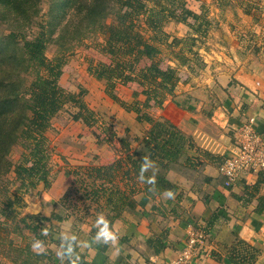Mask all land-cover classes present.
I'll return each mask as SVG.
<instances>
[{
    "label": "rangeland",
    "instance_id": "rangeland-1",
    "mask_svg": "<svg viewBox=\"0 0 264 264\" xmlns=\"http://www.w3.org/2000/svg\"><path fill=\"white\" fill-rule=\"evenodd\" d=\"M183 1L188 8L202 14V20L198 21L202 23V30L194 31L188 23L179 20L169 21L165 29L175 36L194 35L197 37L192 51L199 52V59L194 58L196 54L189 52L188 63L181 67V74L182 79L185 78L198 84L214 76L215 71L207 69L208 64L214 57L220 59V51H224V45L228 46L230 41L229 30L233 31V27H237L239 23L240 26L249 28L250 20L247 19L249 17L245 16L246 19L241 20L242 17L240 18L239 14H250L256 18L259 12H252L255 5L251 4V0ZM178 12H181V8ZM75 13L73 0H38L35 10L30 8L27 11L24 9L8 10L0 5V95L10 90L11 83L19 84L24 88L30 83V79L35 77V71L30 72V68L24 69L23 61L13 59L14 47L17 43L23 44L26 39L35 37L43 28L47 34L46 55L53 59L63 53L66 59L62 67V75L59 77V84L68 91L82 92V98L94 112L91 117L93 121L88 125L82 119H74L79 109L73 103L68 102L51 118L50 125L45 132L49 154L50 184L46 186L41 182L37 188L29 187V191H26L25 187L19 189L26 202V206L21 208V214L42 215L48 217L49 220L36 221L35 225L37 224L38 228L33 231L25 225V222L13 221L12 218L5 219L6 215L3 213L2 220H8L5 222L9 225V229L7 234L4 231L0 235V264H61L56 256L59 246L53 242V236H59L60 233L77 234L87 229L95 236L96 218L100 214L105 216L104 212L98 211L104 198L100 201L96 200L93 194L94 185L90 183V179L80 166L111 164L115 160L126 158L140 147V139L144 137L150 126V123L146 121H139L137 116L149 112L156 118L157 110L160 109L156 106L145 108L137 104L139 111L133 110L134 101H142L146 97L142 93L143 86L137 81L123 83L120 80H104L98 77V73L102 70L100 63H111L109 56L103 54L96 46L98 39L100 41L103 39L98 35L99 33H89L75 43H72L70 37L58 38L63 26L74 19ZM188 20L191 23L196 22L192 17ZM12 33L16 34L15 41L11 36ZM235 36L244 44H248V38L239 36L237 33ZM261 38L264 42V36ZM257 44L256 48L260 46ZM19 56L21 54L18 52L17 57ZM163 57L161 66H159L161 70L170 64L176 65V61L169 53L163 54ZM149 63L150 61L145 59L139 67H145ZM207 74L212 76H207ZM208 87L204 93L211 99L215 93L212 87L209 89ZM184 91V89H178L177 86L174 94L170 96L174 97ZM135 92L138 94L135 95ZM112 94L116 95L117 99L112 97ZM201 94L202 92L198 93V95ZM122 101L128 103L129 109L122 104ZM65 134L76 138L74 143L77 145L75 146L81 149H74L76 151L73 152L71 148L69 152L62 148ZM22 154L23 147L20 144L15 145L9 155L13 163L11 170L2 176L7 184L0 186V201L8 194V190L12 195L20 186V181L16 180L13 169L15 164L21 161ZM176 168L183 169L178 165ZM122 172L121 170L116 181L125 188L129 180ZM222 183L225 187L235 185L228 186L224 177ZM142 184L140 182L139 187ZM141 192L133 193L136 203ZM67 193L69 195L66 196ZM58 215L65 216V218L59 220ZM28 221L32 222L31 219ZM42 229H47L48 236L41 235ZM35 239L44 242L47 249L46 254L36 255L32 252L31 243Z\"/></svg>",
    "mask_w": 264,
    "mask_h": 264
},
{
    "label": "trees",
    "instance_id": "trees-1",
    "mask_svg": "<svg viewBox=\"0 0 264 264\" xmlns=\"http://www.w3.org/2000/svg\"><path fill=\"white\" fill-rule=\"evenodd\" d=\"M37 4L38 0H0V5L16 11H27L30 8L35 10ZM73 4L76 8L74 19L63 26L58 38L70 37L72 43H75L89 33H99L103 39H98L96 46L103 54L109 56L111 63H100L102 70L98 77L104 80H120L123 83L137 81L143 86L142 93L146 97L142 101H134L135 111H139L137 104L145 108L163 107L168 96L174 94L182 81L181 67L188 63V53L196 54L194 58L199 59V52L192 51V46L197 41L196 36L179 37L165 29L169 21L179 20L188 23L194 31L202 30V23L198 22L202 20V14L188 8L183 0H73ZM179 8L181 12H178ZM189 17L194 18L196 22H189ZM46 35L42 28L35 37L26 39L23 44L17 43L13 59L23 61L24 69L30 68V72L35 71L36 74L24 88L11 83L10 90L0 95V186L5 184L2 176L10 172L13 165L9 159L13 147L17 144L23 147L22 159L13 169L20 186L15 194L11 195L8 190V194L0 201L3 206L0 208V235L4 231L7 234L9 229L5 222L8 220H2L3 213L6 215L5 219L25 222L33 231L38 228L36 221L49 220L42 215L21 214V208L26 206V202L19 189L25 187L26 191H29V187L37 188L41 182L46 186L50 184L45 132L51 118L65 104L71 102L79 109L74 119H82L88 125L93 121L91 117L94 112L82 98V92L68 91L59 84L66 59L63 53L53 59L46 55ZM11 36L15 41L16 34L12 33ZM18 52L21 54L19 57ZM166 53L171 55L176 65L170 64L161 70L159 66L164 59L163 54ZM145 59L150 63L139 67ZM137 94L138 92H135V95ZM112 97L117 99L114 94ZM122 104L128 106L125 101H122ZM137 118L139 121L150 123L144 137L140 139L138 149L111 164L80 166L94 185L93 194L96 200L104 198L103 202H98L101 204L98 211L105 213L111 228L125 211L135 208L133 193L136 191L160 195L167 190L176 194L179 190L178 184L164 175L154 176L156 183L153 191H149L152 186L145 183L139 187L137 177L144 157L155 160L166 168L177 165L182 167L180 158L186 152L187 138L177 125L168 119L155 118L149 112H144ZM121 170L129 182L132 181L127 182L125 188L116 181ZM145 175L153 176L148 172ZM57 218L63 220L65 216L58 215ZM16 226L18 227V224ZM52 238L59 246L58 236ZM163 240L160 238L154 243L149 238L148 245L158 252L167 247ZM77 251L78 247L75 252ZM79 264L87 263L79 260Z\"/></svg>",
    "mask_w": 264,
    "mask_h": 264
},
{
    "label": "crops",
    "instance_id": "crops-1",
    "mask_svg": "<svg viewBox=\"0 0 264 264\" xmlns=\"http://www.w3.org/2000/svg\"><path fill=\"white\" fill-rule=\"evenodd\" d=\"M251 4L255 5L252 12L259 14L256 18L239 14L241 20L249 17V28L239 23L229 30L230 41L220 51V59L214 57L208 64L214 76L207 74L212 77L198 84L183 78L178 89L186 92L170 96L157 110L156 118L172 121L187 138L180 158L182 170L151 159L152 175H164L178 184L175 199L141 192L134 210L125 211L113 225L119 234L115 245L99 248L91 243L90 230L78 232V240L89 242L88 247H78L80 261L151 264L170 260L197 231L203 236L193 264L264 263V174L246 173L234 186L225 187L220 172L243 120L255 115L256 128L264 133V1L251 0ZM236 33L248 38V44ZM207 86L215 93L211 99L204 93ZM63 139L62 148L81 149L70 134ZM149 238L154 243L164 239L167 247L156 252L148 245Z\"/></svg>",
    "mask_w": 264,
    "mask_h": 264
},
{
    "label": "built area",
    "instance_id": "built-area-1",
    "mask_svg": "<svg viewBox=\"0 0 264 264\" xmlns=\"http://www.w3.org/2000/svg\"><path fill=\"white\" fill-rule=\"evenodd\" d=\"M255 115L248 116L236 129V145L220 167L228 186L236 184L244 174H264V133L256 128ZM202 232H193L177 256L169 261L151 264H193Z\"/></svg>",
    "mask_w": 264,
    "mask_h": 264
},
{
    "label": "clouds",
    "instance_id": "clouds-1",
    "mask_svg": "<svg viewBox=\"0 0 264 264\" xmlns=\"http://www.w3.org/2000/svg\"><path fill=\"white\" fill-rule=\"evenodd\" d=\"M154 169V162L150 158L144 157L137 179L141 183L152 186L149 187V191H153V187L156 181L154 174L153 176H146L145 174L149 172V170ZM164 195L168 199H175L176 194L172 190H167ZM95 227L96 233L92 238L91 243L101 246L115 245L119 240V234L112 230L109 220L103 214L97 216ZM48 234L49 233L47 229H42L41 235L48 236ZM58 239L60 241V245L56 252V256L57 258H59L61 264H79V257L76 255L75 250L77 247H88L89 242L80 241L75 234L69 233H60ZM31 250L36 255H44L47 253L45 244L40 239L33 240V242L31 243Z\"/></svg>",
    "mask_w": 264,
    "mask_h": 264
},
{
    "label": "water",
    "instance_id": "water-1",
    "mask_svg": "<svg viewBox=\"0 0 264 264\" xmlns=\"http://www.w3.org/2000/svg\"><path fill=\"white\" fill-rule=\"evenodd\" d=\"M256 264H264V263H262V262H259V263H256Z\"/></svg>",
    "mask_w": 264,
    "mask_h": 264
}]
</instances>
